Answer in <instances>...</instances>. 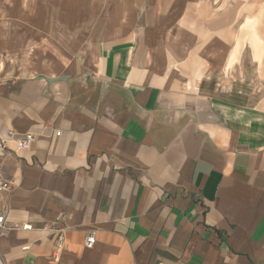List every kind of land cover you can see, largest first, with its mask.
<instances>
[{
	"label": "crops",
	"instance_id": "0c3cea01",
	"mask_svg": "<svg viewBox=\"0 0 264 264\" xmlns=\"http://www.w3.org/2000/svg\"><path fill=\"white\" fill-rule=\"evenodd\" d=\"M183 18L6 52L0 135L35 141L3 158L7 225L32 229L0 235V264H264V98L208 87L207 35ZM46 227L64 232L56 261Z\"/></svg>",
	"mask_w": 264,
	"mask_h": 264
},
{
	"label": "rangeland",
	"instance_id": "374dc122",
	"mask_svg": "<svg viewBox=\"0 0 264 264\" xmlns=\"http://www.w3.org/2000/svg\"><path fill=\"white\" fill-rule=\"evenodd\" d=\"M182 18L207 35L198 56L208 87L264 98V0H0V65L7 51L20 63L35 53L38 30L141 28L157 36L182 28Z\"/></svg>",
	"mask_w": 264,
	"mask_h": 264
},
{
	"label": "built area",
	"instance_id": "2783aa9c",
	"mask_svg": "<svg viewBox=\"0 0 264 264\" xmlns=\"http://www.w3.org/2000/svg\"><path fill=\"white\" fill-rule=\"evenodd\" d=\"M57 134H60L57 132ZM35 141V136L33 134H28L25 136H20L15 133H9L8 136L0 135V235L9 230H21V229H32V225L27 224L24 226H19L17 224L13 226L7 225V212L2 206V194L4 192L11 191L13 189V182L4 179L3 177V158L6 154L9 153V142H13L16 144L18 149L28 148L30 147ZM45 231H48L50 234H56V247L54 249L53 255L51 260L56 261L58 258L60 250L63 248L64 245V232L62 228L56 227H46L44 228ZM97 236L95 231L91 230L88 232L86 236L85 245L87 248H93L96 244ZM27 248V246L25 247ZM160 264H167V263H160Z\"/></svg>",
	"mask_w": 264,
	"mask_h": 264
}]
</instances>
